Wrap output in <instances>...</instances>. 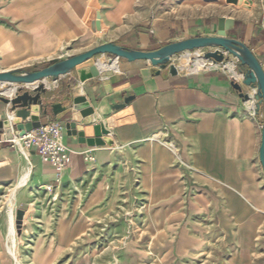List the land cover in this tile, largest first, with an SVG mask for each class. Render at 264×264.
<instances>
[{
    "label": "crops",
    "instance_id": "1",
    "mask_svg": "<svg viewBox=\"0 0 264 264\" xmlns=\"http://www.w3.org/2000/svg\"><path fill=\"white\" fill-rule=\"evenodd\" d=\"M241 1L0 0V74L39 71L109 43L152 52L196 36L244 43L264 71V0ZM112 63L117 70L97 64L99 72L113 73L109 78L81 81L77 71L93 61L47 83L53 103L68 108L40 117L64 126V171L6 144L7 129L0 127V197L14 204L32 264L37 244L45 264H86L99 245L142 242L153 245L160 264L264 260L262 116L255 112V90L244 88L251 96L245 101L228 73L156 76L144 61ZM68 95L85 97L93 114L79 122ZM8 119L23 123L0 101V123ZM70 123L76 135H68ZM96 126L107 133L96 135ZM96 139L104 143L87 142ZM134 197L146 217L137 234L121 219Z\"/></svg>",
    "mask_w": 264,
    "mask_h": 264
},
{
    "label": "water",
    "instance_id": "2",
    "mask_svg": "<svg viewBox=\"0 0 264 264\" xmlns=\"http://www.w3.org/2000/svg\"><path fill=\"white\" fill-rule=\"evenodd\" d=\"M237 1L229 0L232 3H237ZM197 50L206 51L203 54L204 58L217 64L231 62L232 58L239 62L240 69L237 74L242 77V81L240 82L234 77L231 86L240 98L245 101L251 98L250 94L245 92V87L255 90V112L262 116L260 160L264 170V71L253 52L244 43L223 36L191 38L170 43L152 52L127 49L118 43H109L81 55L63 57L39 71L16 70L1 73L2 93H0V101L8 106L11 113L15 114V117L23 123L19 124L14 122V119H8L0 123V127L7 129L8 138L12 136L11 126L16 129V134L23 136L26 132L40 128L42 125L40 117H48L50 112L54 117L65 112L68 108L63 103H53L54 96L49 93L47 83L57 82L62 76L71 75L81 66L93 61L94 64L89 69L77 71L81 81L84 82L92 77L109 78L113 75L112 72L101 73L97 69V64L103 56L112 57L111 62L113 59L124 60L129 63L144 61L152 67V73L156 76H160L162 72H167L171 77H177L179 70L173 58L188 52L193 54ZM5 85L8 86L5 87ZM66 100L69 102L70 108L79 114V122L93 114V109L85 97L73 98L72 95H68ZM131 100L132 98L126 99L125 104ZM67 130L68 135H71L70 132L76 135V124L70 123ZM104 133L107 132L101 126L95 127L96 135ZM87 142L91 146L104 143L99 139L88 140ZM21 215V213L17 215L19 220Z\"/></svg>",
    "mask_w": 264,
    "mask_h": 264
},
{
    "label": "rangeland",
    "instance_id": "3",
    "mask_svg": "<svg viewBox=\"0 0 264 264\" xmlns=\"http://www.w3.org/2000/svg\"><path fill=\"white\" fill-rule=\"evenodd\" d=\"M205 34L207 33L204 32V35ZM197 37L198 36L194 38ZM186 55L189 54H185V56ZM190 55H192L191 61H193L190 63V66L194 68L196 58L193 57L192 53H190ZM180 56L182 57L183 54ZM181 57L176 58V66ZM232 60L235 59L232 58ZM235 65V70L237 72V69L240 67L239 62ZM200 73L202 72H197V74ZM185 74L187 73H184V75ZM155 199V195L152 194V202ZM7 200L8 198L4 196L0 197V201L2 202L0 207V264H32L28 252L31 246L20 238L24 228L22 223L17 222L12 200H10L9 203ZM140 200L141 198L134 197V200L130 201V211L123 213L121 218L123 222L125 221L132 228L135 227L136 234L138 232V226L144 224L146 220L143 210L144 204L140 202ZM26 219L25 217L24 221H26ZM41 251L42 248L37 244L33 255L34 264H45L42 259ZM153 253V245L145 242L140 244L135 243L133 245L127 243L103 244L99 245L98 254L92 259L91 263L87 261L86 264H160L159 261L152 258L154 255ZM231 262L232 264H236V261ZM223 264L225 263L223 262ZM258 264H264V260L260 261Z\"/></svg>",
    "mask_w": 264,
    "mask_h": 264
},
{
    "label": "built area",
    "instance_id": "4",
    "mask_svg": "<svg viewBox=\"0 0 264 264\" xmlns=\"http://www.w3.org/2000/svg\"><path fill=\"white\" fill-rule=\"evenodd\" d=\"M205 52L206 51H204V53ZM195 55L196 52L193 53V57L196 58ZM237 62L238 61L235 59L234 64H237ZM229 63L230 62L217 64L213 61L207 60L202 69L198 72L214 70L228 73L232 77H235L227 67ZM235 68L234 72L237 74ZM179 74H181L180 71ZM11 135V138H7L5 143L10 145L12 148L19 149L27 153L33 151L44 160L50 162L59 171H64L68 167L69 149L64 142V126L62 123H42L40 128L26 132L23 136L16 134V131H12Z\"/></svg>",
    "mask_w": 264,
    "mask_h": 264
},
{
    "label": "bare ground",
    "instance_id": "5",
    "mask_svg": "<svg viewBox=\"0 0 264 264\" xmlns=\"http://www.w3.org/2000/svg\"><path fill=\"white\" fill-rule=\"evenodd\" d=\"M203 51L202 50H197L196 51V62H195V65H194V68H192L191 66H190V63L191 62H193V61H191V58H192V55H190V53L188 52V53H185V54H189V55H186L185 56V54H183V56L181 57V56H179V57H181V59L179 60V63L177 64V68H178V70L181 72V73H187V74H193V73H196V72H198L199 70H201L202 69V67L204 66V64L207 62V59H205L204 58V56H203ZM176 58L177 57H174L173 59H174V62H175V60H176ZM110 62V61H109ZM109 62H108V60H107V58L105 57H103L101 60H100V67H101V69H103V71L104 70H107L108 68H110V69H114V70H117L118 68L115 66V63H112L110 66L108 65L109 64ZM234 62L233 63H230V64H228L227 65V67H228V69H229V71L233 74V75H235V73H234ZM109 70V69H108ZM107 70V71H108ZM240 82L242 81V77H241V79H238ZM54 83V82H53ZM49 86L51 87L52 85H50L49 84ZM246 88V87H245ZM247 90L249 89V88H246ZM18 120H16L15 122H17Z\"/></svg>",
    "mask_w": 264,
    "mask_h": 264
}]
</instances>
